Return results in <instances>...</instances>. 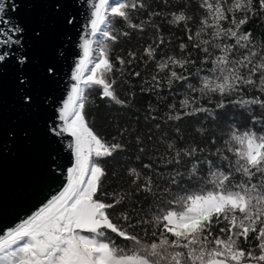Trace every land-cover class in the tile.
Masks as SVG:
<instances>
[{
    "label": "snow or ice",
    "instance_id": "6c2138e0",
    "mask_svg": "<svg viewBox=\"0 0 264 264\" xmlns=\"http://www.w3.org/2000/svg\"><path fill=\"white\" fill-rule=\"evenodd\" d=\"M88 2L91 12L86 30L91 35L99 34L105 42L94 49L92 40L83 39V54L75 64L70 89L59 108L62 126L58 130L54 124L50 129L54 134H70L69 150L74 163L67 168L66 183L58 192L14 225L0 226V264H264V131L257 132L255 128H264V117L252 115L254 127L250 130L240 131L233 125L225 147L214 154L218 161L199 159L197 153L202 154V148L175 149L169 142L167 148L175 149L169 161L173 165L171 171H153L151 164H145L144 168L150 170L145 175L129 168V189L105 191L108 174L103 161L124 150L125 145L106 143L89 126V93L100 89L102 99L125 104L114 91L116 81L109 79L116 69L106 41L115 42L118 38L113 34L117 18L129 28L143 30L142 24L132 23L131 13L145 5L143 0ZM200 7L206 14L200 20L199 30L194 35L190 33L188 39L191 42L194 36L197 38L198 43L192 47L204 53V62H211L210 75L200 77L198 88L188 83L190 76L171 71L169 84L185 83L190 93L201 95L242 96L246 87L264 94V39L257 42L250 30H243L250 19L264 13V0H202ZM6 8L15 12L17 5L13 0L6 6L0 0V45L6 46L0 50V62L12 55L9 46L19 44L18 35L23 32L18 23L7 18ZM171 15L170 22H185V27L192 19L183 12ZM67 23H73V19L69 18ZM202 34L209 38L199 39ZM180 48L185 50L186 45L181 44ZM155 51L145 49L150 58ZM130 55L135 57V53ZM18 59L23 62L22 57ZM117 60L125 64L122 58ZM191 63L189 58L168 57L158 68H183ZM134 75L139 77L140 73ZM152 79L157 82L156 77ZM196 102L194 95H186L180 107L189 108ZM229 104L250 114L253 106L264 110L260 96L235 99ZM227 106L221 99L212 112L206 107H192L168 118L179 120L198 113H209L214 118L216 110ZM173 107L169 105L170 109ZM137 142L140 143L139 137ZM139 151L146 149L140 147ZM185 158L192 161L190 167L185 166L182 171L174 166L181 165ZM205 165L209 167L207 179L200 174ZM237 174L241 177L239 182ZM188 183L201 187L190 191L185 186ZM109 199L110 203L105 202ZM148 201L145 211L144 202ZM133 204L140 209L135 216L131 207H125ZM117 209L124 210L117 214ZM111 234L124 243L118 244ZM253 240L258 241L255 248L248 246Z\"/></svg>",
    "mask_w": 264,
    "mask_h": 264
},
{
    "label": "trees",
    "instance_id": "16d2710c",
    "mask_svg": "<svg viewBox=\"0 0 264 264\" xmlns=\"http://www.w3.org/2000/svg\"><path fill=\"white\" fill-rule=\"evenodd\" d=\"M143 3L144 8L131 13L132 23L142 24L143 30L129 28L125 21L117 18L113 34L118 38L115 42L106 41L110 46V59L116 69L109 79L116 81L114 91L118 99L125 101V104L121 106L108 98L102 99L101 90L96 89L89 93V103L86 107V119L94 132L108 144L119 142L125 145L124 150L103 161V167L108 174L105 179L107 192L127 190L131 187L129 168L143 171L145 175L150 174V170L144 168L145 164H151L153 171H171L173 165H169V161L173 159L175 149L202 148L203 153H197L199 159L218 161L214 154L217 149L225 147V141L228 140L233 125L240 131L250 130L254 127L252 115L264 117V110L259 106H253L250 114L248 110H241L238 105L229 104V101L235 99L256 96L264 99V94L255 88H244L242 96L230 94L221 97L219 93L208 95L190 93L187 84L179 81L169 84L171 71H176L178 75L190 76L188 83L198 88L201 86L200 77L210 75L211 62H204V53L192 47L194 43H198L197 38L194 36L191 42L188 39L190 33L194 35L199 30L200 20L206 14L200 7L202 0H143ZM181 12L192 18L187 22V27L185 22L179 24L170 22L173 20L172 13ZM227 26L225 24V27ZM243 30L245 32L250 30L257 42L264 39V13L258 18L250 19ZM123 32H127L128 35H122ZM208 38V35L202 34L199 39ZM91 40L94 49L105 42L99 34L92 35ZM181 44L186 45L185 50H181ZM146 48L156 50L151 58L145 52ZM131 53H135V57H132ZM216 55H219L218 51ZM117 57L122 58L125 64L121 65ZM168 57L189 58L193 63L183 68L169 65L168 68L159 69L158 65ZM129 60L132 61L130 64L127 63ZM136 72L140 73L139 77L134 75ZM153 77L157 78L158 86ZM186 95H194L197 102L189 108L181 109L180 101L185 99ZM221 99L228 106L216 110L214 118L209 113L183 116L179 120L168 118L169 115L176 116L181 112L190 111L192 107H206L212 112ZM169 105L174 107L170 109ZM255 128L257 132L264 131V128L259 126ZM137 137L140 138V143L137 142ZM169 142L175 145V149L170 151L167 148ZM140 147L146 151L141 153ZM224 154L235 161L231 153L225 151ZM191 163V160L185 158L181 165L174 166L180 167L183 171L185 166L190 167ZM224 170H227L226 162ZM208 171L209 167L205 165L200 174L207 179ZM240 179V175L237 174L236 182ZM185 186L190 191L201 187L199 184L191 183ZM136 199L143 201L142 197ZM105 202L110 203L111 200ZM149 204L150 201L144 202L145 211L148 210ZM125 207H131L134 216L140 211L136 204ZM122 210L124 209H117V214ZM216 234L219 235L218 230ZM111 235L118 244L124 243L122 238L116 237L115 234ZM257 243L258 241L253 240L248 246L255 248ZM241 246H245L242 238Z\"/></svg>",
    "mask_w": 264,
    "mask_h": 264
},
{
    "label": "water",
    "instance_id": "95a60500",
    "mask_svg": "<svg viewBox=\"0 0 264 264\" xmlns=\"http://www.w3.org/2000/svg\"><path fill=\"white\" fill-rule=\"evenodd\" d=\"M3 2L10 6L13 0ZM14 2L17 10L6 8L7 18L23 32L20 43L9 46L12 55L0 62V226L30 215L66 183L74 163L72 137L50 129L62 126L59 108L83 39L92 36L86 30L88 0Z\"/></svg>",
    "mask_w": 264,
    "mask_h": 264
}]
</instances>
